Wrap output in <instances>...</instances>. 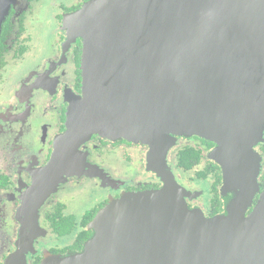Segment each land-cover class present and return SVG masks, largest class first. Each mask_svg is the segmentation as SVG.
<instances>
[{"label": "water", "instance_id": "obj_1", "mask_svg": "<svg viewBox=\"0 0 264 264\" xmlns=\"http://www.w3.org/2000/svg\"><path fill=\"white\" fill-rule=\"evenodd\" d=\"M16 1L0 0V31ZM62 23L68 44H82L81 96L17 210L3 264H28L43 235L39 210L68 177L87 174L79 149L93 135L146 146V170L162 186L110 200L80 252L47 253L40 264H264L254 151L264 143V0H88ZM179 137L213 145L223 214L187 207L193 193L166 163Z\"/></svg>", "mask_w": 264, "mask_h": 264}, {"label": "flooded vegetation", "instance_id": "obj_2", "mask_svg": "<svg viewBox=\"0 0 264 264\" xmlns=\"http://www.w3.org/2000/svg\"><path fill=\"white\" fill-rule=\"evenodd\" d=\"M46 1L17 0L0 31V248H6L0 254V264L15 250L19 230L16 214L25 193L50 161L55 138L65 131L70 100L81 96L82 44L80 40L68 44L62 22L64 15L88 0L57 11L45 7ZM182 140L179 145L193 144L204 153L213 148L198 138ZM79 150L91 170L85 168L87 174L68 177L41 207L38 225L45 236L35 239L32 250L38 254H28V264H40L43 248L52 255L78 252L74 243L84 230L80 225L87 221L85 230L89 231V223L106 203L125 193L162 186L160 179L146 170L145 146L93 135ZM257 151L262 158L258 182L263 187L264 144L257 146ZM173 155L174 162H167L176 169L178 152ZM214 165L206 161L203 168V173L208 167L212 169L207 177H219L218 184L213 187L214 178L209 189L212 198L203 204L187 201L188 207L199 208L207 218L224 212L225 197L223 200L218 191L221 172L214 170ZM58 224L72 226L70 232L59 235L53 227ZM51 236L59 243L71 242L47 248L45 242Z\"/></svg>", "mask_w": 264, "mask_h": 264}, {"label": "rangeland", "instance_id": "obj_3", "mask_svg": "<svg viewBox=\"0 0 264 264\" xmlns=\"http://www.w3.org/2000/svg\"><path fill=\"white\" fill-rule=\"evenodd\" d=\"M82 0H47L46 1V6L45 7H48V8H51V9H54L55 11H57L59 8L61 7H67V6H70L72 5L73 3H77V2H81ZM55 13V12H54ZM191 138H196V137H191ZM191 138H184V137H179L177 139V142H176V145L170 149V153H168L167 155V160L170 159V161L172 160L173 161V152L176 150L178 153L184 149V148H187V147H191V148H194L196 149L197 151H199L202 155V159L200 160V162L193 168L191 169L190 171H182L181 169L179 168H176V169H172L168 162L167 163V167L169 169V171L171 172L174 180L177 182V184L181 187H183L186 191H189L191 193H193V197H191L190 199H185V203L187 205V201H195L197 202V204H203V202H205V200H209L210 198H212V193L209 191L210 187H211V184L214 180V176L216 175H213V176H209V177H205L204 179H199L197 178V174L198 173H201L203 172V168L204 166L206 165V161L207 162H210V163H213L212 161H210L208 159V153L211 151H209L208 153H204L203 152V149H199L197 148L195 145L193 144H188V145H179V142H180V139H183L182 141H188L190 140ZM201 140V139H200ZM264 143H261V144H258L257 146L259 145H263ZM183 146V147H182ZM257 146L254 147V151L256 153H258L257 151ZM146 147V146H145ZM182 147V148H181ZM148 152V151H147ZM260 158H261V155L260 153H258ZM262 160V158H261ZM174 162V161H173ZM215 164V163H213ZM260 169H259V175L261 174L262 172V165L260 163ZM150 172V171H149ZM152 173V172H150ZM154 174V173H153ZM217 174V172L215 173ZM259 175H258V178H259ZM218 191H219V195L220 197L224 200V197L226 198V196L224 195H221L220 193V186L218 187ZM188 207V205H187ZM189 209H194V208H197V207H188ZM199 209V208H197ZM2 223V222H0ZM0 232L1 231V227H0ZM41 236H45V234L41 235ZM71 241H64V242H57V240L55 241L54 238L51 236L49 240H47V242H45V245L47 248H50V247H58V246H61L63 247L64 245H68ZM0 247L2 248V245H1V240H0ZM0 248V254L4 253L5 252V249L4 248L3 250ZM32 248H33V244H32ZM48 252L46 250H41V256H44L45 254H47ZM30 255H36L38 254L36 251L34 252L33 250L29 251ZM27 254V256H28Z\"/></svg>", "mask_w": 264, "mask_h": 264}, {"label": "trees", "instance_id": "obj_4", "mask_svg": "<svg viewBox=\"0 0 264 264\" xmlns=\"http://www.w3.org/2000/svg\"><path fill=\"white\" fill-rule=\"evenodd\" d=\"M204 143H206L208 145V147L210 148L212 146L211 143L204 141ZM202 155L199 151H197L194 148L191 147H187L182 149L178 155H177V166L179 169H181L182 171H190L191 169H193L202 159L201 158ZM214 170H218L219 167L216 165H214ZM212 169L211 167L206 168L205 172H201L197 174V178L199 179H204L207 175L212 174ZM219 182V177L217 176L215 178V182H214V186L216 184H218ZM262 188V189H261ZM264 188V186L260 187V191H262ZM81 228H83L84 230L81 232L80 234V238L78 240L75 241V247L77 250H79L78 252L81 251L82 246L81 244L84 242L91 236V232L85 230L86 226H87V221H84L81 225ZM54 230L59 234V235H65L68 234L70 232V229L72 226L68 225V224H58V225H54ZM52 253H54V251H52Z\"/></svg>", "mask_w": 264, "mask_h": 264}]
</instances>
